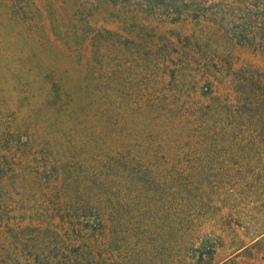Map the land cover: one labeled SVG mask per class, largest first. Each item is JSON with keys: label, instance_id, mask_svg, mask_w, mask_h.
I'll return each mask as SVG.
<instances>
[{"label": "rangeland", "instance_id": "374dc122", "mask_svg": "<svg viewBox=\"0 0 264 264\" xmlns=\"http://www.w3.org/2000/svg\"><path fill=\"white\" fill-rule=\"evenodd\" d=\"M176 3L179 7L180 1ZM132 12L121 13L104 0H0V264H264V238L258 237L264 231V182L255 176L264 168L250 146L235 147L247 146L251 120L218 121L208 135L195 129L173 138L165 135L167 116L149 115L163 106L177 115L200 103L205 78H182V59L162 55L179 50L180 37L194 40L204 28L190 18L175 23V11L146 14L138 23ZM136 26L143 27L142 41L160 47L159 53L149 56L144 43L138 58L133 44L120 49L114 37L95 35L107 29L128 38ZM218 26L210 44L192 42L187 50L215 53L199 60L214 72L221 65L216 53L224 52L223 59L230 58L227 63L235 70L252 67L264 79V53L218 42L223 41ZM168 41H175V48H166ZM198 65L191 62L190 68ZM227 69L225 65L215 85L229 79ZM172 71L177 78L169 83ZM93 74L100 92H113V105L122 107L123 112L115 111L120 124L111 145L121 147L125 142L119 138L125 134L133 138L130 142L148 140L153 135L144 136L147 131L155 134L154 145L174 143L171 148L154 146L160 149L156 165L147 173L119 175L113 191L101 187L100 178L111 179L115 172L100 176L98 171L97 181L89 171L87 180L98 189L100 201L78 188L82 182L67 189L69 175L54 166L73 159L74 147L87 143L84 126L76 129L79 139L69 138L77 109L69 97L72 93L79 102L87 100L82 83L92 82ZM185 120L196 127L194 120ZM88 124L95 131L107 127ZM102 141L95 139L91 147ZM82 155L87 169L92 155L84 150ZM91 201L97 202L95 210L113 208V214L91 212ZM74 203H83L85 211ZM187 213L195 221L185 236L181 223ZM82 216L92 228L101 220L106 229L75 238L79 249L71 245L70 217L78 223ZM188 235L194 237L190 249L185 246Z\"/></svg>", "mask_w": 264, "mask_h": 264}, {"label": "trees", "instance_id": "16d2710c", "mask_svg": "<svg viewBox=\"0 0 264 264\" xmlns=\"http://www.w3.org/2000/svg\"><path fill=\"white\" fill-rule=\"evenodd\" d=\"M177 1H180L179 7L176 5ZM104 2L111 4L121 13H125V10L131 9L133 11V21L136 23H138V19L142 18L143 15L148 14L149 16H154L165 9L167 12L175 11L178 13L176 15L177 18L175 20L173 19L175 23L190 18V20L195 21L201 28H204V32L201 31L198 33L194 40L188 36L180 37V43L178 44L179 50L175 48V41H168V43H166V48L175 49L168 50L162 55L163 59L165 60H168L169 58H172V60L182 59V65L178 71L182 78L189 77L193 82L196 78H205V82L203 84L205 86L200 88V93L197 97L198 102L200 103L196 107H187L186 109L184 108L179 110L177 115H174L175 111L168 108L167 106L152 108L151 111H149V115L150 117H156V114H154V112H156L160 113L161 116H167L165 135L173 138H177L185 134H191L195 132V129L208 135L215 128V124L218 123V121L234 122L238 120H251V136L244 139V141L247 143V146L240 147L235 145V147H237V150H239L250 146L254 151L257 152L259 163L264 168V79L262 78L260 71L252 69V67H243L240 70H235L231 62L230 64L227 63L230 58L225 61L223 59L224 52L219 51V53L216 54L218 58L221 59L219 60L221 65L216 66V69L219 70L214 72L210 70L208 62L203 61L201 63L199 60L200 58L206 60L208 56L213 57L215 56V53H211V50L208 53L195 52L193 49L192 51L187 50V46L192 44V42L195 43V46L210 44L211 40H214L216 36L214 35V27L215 25L220 24L218 29H220L219 33L223 38V41L218 42H224L228 45L230 44V47L251 46L264 53V0H104ZM143 31V27L140 28L136 26L132 31H130L132 34L128 38L122 36L120 33L112 32L107 29L99 30L98 32L96 31L95 35L97 34V39L106 36L114 37V44L120 49L124 48L125 44L128 42L133 44V46H135L134 56L138 58L141 56L139 52L140 45L144 43H146L148 46L147 48L149 49V56L159 53L161 51L160 47L157 45L155 46L147 41H142L141 35ZM233 38L234 40H237L236 43H233ZM145 39L146 37L144 36L143 40ZM122 40H124V42ZM191 62H197L199 64L198 67L191 69ZM225 65H227L228 69L230 70V77L229 79L222 82L224 85H215L214 80L217 78V76H221L223 71H225ZM187 67L188 70L183 75L184 70ZM171 73L172 77L169 80V83H172V78L173 80L177 78V75H175L174 71ZM96 80V74H93L92 82H87L85 85L82 83V91L87 97V100L84 102H79L72 95V93L69 97L71 98L70 104H72L75 108L77 107V109H74L71 116V118L76 121V126L73 127L75 128L73 129V132L69 133V138L71 141L79 139V137L75 138L76 134L78 136L76 129H78V127L81 128L84 126L86 128V134L89 136L86 137L87 143L84 141L82 145L79 146V148L74 147L72 150V155L74 157L73 159L67 161L58 160L54 166L58 173H66L67 176L69 175V180H67V189L70 187V185H72V187H77L78 184L82 182L78 188L83 187L85 192L93 195V199H99L98 201H100L101 197H98L101 194L97 192V188L93 189L88 181L90 180L89 178H91V172L94 176L93 180H97V176L99 175L97 174L98 171H101L100 176L103 174L105 175L106 172H115V175L112 173L111 179L109 178L106 180V178H100V182L102 183L100 186H108V188L113 191V186L117 184L119 175L122 174L125 176V178H128L130 174L132 175L133 173L149 172L151 167L157 163L156 160L158 156L154 155L158 154V151L160 150L158 147L171 148L174 143L170 144L169 142L168 146L154 145L153 139L155 134L151 131H147L143 134L144 136L150 138L153 135L148 140H135L130 142L129 140L133 138L129 139L127 138L129 134H125L123 138H119L125 142L122 143L121 147L117 145L114 147L111 145L110 142H113L112 136L114 137V132L118 131L120 124V120L118 119L117 113L115 111H122V107L113 105L114 101L112 100L113 98L117 97L116 95H112L113 92L107 95H105L103 92H100L99 86L95 82ZM223 86H225L224 90L222 89ZM203 100H206V102L208 101L209 104L203 105ZM230 106L231 109L229 108ZM246 108H248L247 111ZM128 110L134 111V108ZM179 112L182 113L183 116H181ZM124 113L127 115L125 111ZM177 116L182 117L180 121L178 120L179 118H177ZM187 118L194 120L196 127H190V125H188L190 120H185ZM157 120L164 124L159 118L155 121ZM91 121L97 127H101L103 123L107 127L106 129H100L98 131L91 130L88 124ZM85 123H87V125ZM233 134H236V132L233 131ZM97 138H103V141L97 144L95 147H91L93 141H95ZM241 139L242 137H240L238 140L243 141ZM248 142L250 143L248 144ZM84 147H86V149H82ZM83 150L86 154L92 155V161H90V165L87 167V169L84 165V158L82 155ZM94 161L95 166L93 165ZM85 164L87 165V163ZM89 171L91 172L89 173ZM255 176L256 178H260L259 181L264 182V169ZM207 177H210V175ZM155 181L156 180L152 181V183H157ZM80 194H82V191ZM72 195L77 196L78 193H72ZM73 199L74 198L72 197V200ZM95 203H92V201L91 203H87L89 204L88 209H91V212H98L102 216L107 217L113 214V208L104 210V212L102 210H95L96 206L92 205ZM81 204L74 203V206H79L77 209L82 208L81 211L86 209L80 207ZM89 220V218L87 220V216H82V219H79L77 223L74 217H70V223L72 225L71 238H74L71 241L72 247H79L80 249L81 247L80 244H77V240L79 238L81 239V236L86 234H95L96 232L102 233L106 229H104V227L102 228L101 220L100 224L98 223L97 226L92 228L90 224L93 223H90ZM194 221L195 219L189 213H187L186 218L182 219L181 225L185 236L188 232L191 233L194 227ZM84 225L86 226V229ZM192 235L187 236L190 241H188V243L185 245L189 249L192 247L194 240ZM258 237L264 238V231ZM260 243H262V241Z\"/></svg>", "mask_w": 264, "mask_h": 264}]
</instances>
